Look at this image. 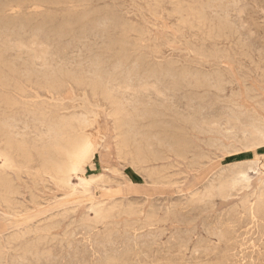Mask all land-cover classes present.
<instances>
[{
	"label": "rangeland",
	"instance_id": "1",
	"mask_svg": "<svg viewBox=\"0 0 264 264\" xmlns=\"http://www.w3.org/2000/svg\"><path fill=\"white\" fill-rule=\"evenodd\" d=\"M19 1L0 0L2 19L28 23L27 30L10 28L0 19V56L10 77L0 96H15L21 139L47 151L49 121L77 114L90 117L91 124L78 134L92 148L82 162L77 154H56L76 167L77 173L62 176L46 166L38 150L28 160L0 136V174L7 181H0V264H264V220L253 225L248 216V208L264 194V0ZM96 17L116 18H110L114 27L106 20L109 29L100 28ZM47 19L56 22L48 26ZM66 19L81 22L60 37L53 27ZM119 21H127L129 33H122ZM122 42L133 58L141 55L147 65L179 72L177 82L147 74L132 82L118 70L114 86L119 98L141 108L168 109L162 120L182 127L178 134L173 129L152 139L137 137L144 147L153 143L156 156L125 140L113 106L100 93L68 79L52 86L45 78L61 69L79 72L99 60L111 69L124 59ZM181 120H193L198 129ZM175 134L186 141L187 152L167 150ZM162 139L164 146L158 143Z\"/></svg>",
	"mask_w": 264,
	"mask_h": 264
},
{
	"label": "bare ground",
	"instance_id": "2",
	"mask_svg": "<svg viewBox=\"0 0 264 264\" xmlns=\"http://www.w3.org/2000/svg\"><path fill=\"white\" fill-rule=\"evenodd\" d=\"M3 1V0H2ZM42 0H40V2H41ZM43 1H45V2H47L48 0H43ZM42 1V2H43ZM53 1H55V0H53ZM79 1V0H78ZM101 1H104V0H101ZM101 1H99V2H101ZM8 2V1H7ZM16 1H14V3H15ZM20 1L18 0V3H19ZM44 2V3H45ZM49 2H50V0H49ZM57 2V1H56ZM4 3V2H3ZM79 3V2H78ZM81 3V2H80ZM103 3V2H102ZM26 4V3H25ZM53 4H54V2H53ZM2 5V4H1ZM52 5V4H51ZM44 6V5H43ZM59 6V5H58ZM105 6V5H104ZM110 6V5H109ZM2 7V6H1ZM102 7V6H101ZM111 7V6H110ZM124 7V6H123ZM85 8V7H84ZM105 9V8H104ZM107 9V8H106ZM115 9V8H114ZM112 11V10H111ZM2 13V12H1ZM92 13V12H91ZM3 14V13H2ZM54 14V13H53ZM73 14V13H72ZM123 14V13H122ZM87 15V14H86ZM92 15V14H91ZM204 15V14H203ZM32 16V15H31ZM35 16V15H34ZM69 16V15H68ZM97 16V15H96ZM12 17V16H11ZM22 17V16H21ZM55 17H59V16H55ZM6 18V17H5ZM20 18V17H19ZM71 18V17H70ZM99 18H101V17H99ZM99 18H97L96 17V19H99ZM103 18H105V17H103ZM107 19H99V20H97L96 21V23H97V25L98 26H101L100 28H103L104 29V26H106L108 23L107 22H112L113 20H111V19H114V17H109V20H108V17H106ZM111 18V19H110ZM0 19H2L1 17H0ZM20 19H22V18H20ZM24 19V18H23ZM39 19V18H38ZM37 19V20H38ZM62 19H64V18H62ZM82 19V18H81ZM116 19V18H115ZM114 19V20H115ZM2 20H4V19H2ZM2 20H0V21H2ZM28 21H30L29 19H27ZM56 20V19H55ZM54 19H50V20H48L47 19V24H45V25H52V24H55V21ZM77 21H75V20H67L66 19V21H62V23L61 22H59L60 24L57 26V27H53V30H55V34H57L58 36H60V37H62L63 35L65 36V34L68 32V30L72 27V26H75L77 23L79 24V22H81V21H79L78 19H76ZM82 20H84V19H82ZM106 20H108L107 22H106ZM206 20V19H205ZM229 20V19H228ZM42 21V20H41ZM40 21V22H41ZM59 21V20H58ZM86 21V20H85ZM95 21V20H94ZM252 21V20H251ZM4 22H6V25L8 24V26L10 27V28H12L11 26H14V27H18V28H21V29H26L27 27H26V25L28 24L27 22H25L24 20H16V19H8L7 18V20L5 21L4 20ZM3 22V23H4ZM84 22V21H83ZM82 22V23H83ZM92 22V21H91ZM120 23L118 24V26L120 27V29L122 30V33H124V34H127V33H129V31H130V28H131V26L130 25H128L126 22L125 23H122L121 24V22L122 21H119ZM1 23V22H0ZM2 23V24H3ZM33 23V22H32ZM35 23V22H34ZM50 23V24H49ZM88 24H89V22H87ZM86 23V24H87ZM93 23V22H92ZM113 23V27H114V22H112ZM117 23H118V21H117ZM1 24V25H2ZM31 24V23H30ZM29 24V25H30ZM40 24H42V27H43V23H40ZM87 24V25H88ZM227 24H228V22H227ZM5 24H3V26H4ZM33 25V24H32ZM31 25V26H32ZM83 25H85V24H83ZM83 25H81V26H83ZM86 25V26H87ZM96 25V24H95ZM96 25V26H97ZM109 25V24H108ZM107 25V27H108V29H109V26ZM112 25V24H111ZM257 25V24H256ZM35 26V25H34ZM33 26V27H34ZM41 26V25H40ZM39 26V27H40ZM77 26V25H76ZM225 26V25H224ZM227 26V25H226ZM36 27V26H35ZM119 27H116L117 29L119 28ZM0 28H2V27H0ZM32 28V27H31ZM38 28V27H37ZM55 28V29H54ZM75 28V27H74ZM77 28V27H76ZM78 28H79V26H78ZM83 28V27H82ZM85 28V27H84ZM97 27H95L94 28V30L96 29ZM3 29V28H2ZM40 29V28H39ZM38 29V30H39ZM47 29V26H46V28H45V30ZM51 29H52V27H51ZM81 29V28H80ZM86 29H87V27H86ZM99 28H97V30H98ZM115 29V28H114ZM10 30V29H9ZM15 30V29H14ZM16 30H17V28H16ZM27 30V29H26ZM42 29H40V31H41ZM73 30V29H72ZM78 31H79V29H77ZM105 30H106V28H105ZM113 30V29H112ZM133 30V29H132ZM131 30V31H132ZM220 30V29H219ZM7 31V30H6ZM22 31V30H21ZM37 31V30H36ZM39 31V32H40ZM47 31V30H46ZM46 31H44V32H46ZM82 31V30H81ZM83 31H84V29H83ZM89 31H90V29H89ZM96 31V30H95ZM103 31V30H102ZM101 31V32H102ZM107 31V30H106ZM9 32V31H8ZM13 32V31H12ZM26 32V31H25ZM42 32V31H41ZM85 32V31H84ZM94 32V31H93ZM99 32H100V30H99ZM3 33H4V31H3ZM43 33V32H42ZM54 33V31H52V34ZM77 33V32H76ZM83 33V32H82ZM86 33H87V31H86ZM91 33V31L89 32V34ZM95 33V32H94ZM105 33V32H104ZM101 34V35H104L105 36V34ZM13 34V33H12ZM39 34V33H38ZM45 34V33H44ZM51 34V33H50ZM49 34V35H50ZM54 34V35H55ZM69 34H70V31H69ZM88 34V33H87ZM87 34L86 35H84V34H82V35H84L85 37L87 36ZM91 34H93V33H91ZM6 35V34H5ZM46 35V34H45ZM48 35V34H47ZM74 35H76L75 33H74ZM99 35V34H98ZM68 36V35H67ZM70 36H71V34H70ZM73 36V35H72ZM90 36V35H89ZM6 37V36H5ZM18 37H20V35L18 36ZM45 37V36H44ZM88 37V36H87ZM95 37V36H94ZM69 38V37H68ZM91 38V37H90ZM102 38V37H101ZM104 38V37H103ZM106 38V37H105ZM112 38V37H111ZM114 38V37H113ZM61 39V38H60ZM64 39V38H63ZM115 39V38H114ZM83 40V39H82ZM3 41V40H2ZM66 41V40H65ZM71 41V40H70ZM113 41V40H112ZM68 42V41H67ZM87 42H89V41H87ZM86 42V43H87ZM91 42V41H90ZM97 42V41H96ZM101 42V41H100ZM104 42V41H103ZM102 42V43H103ZM117 42V41H116ZM79 43V42H78ZM81 43V42H80ZM85 43V42H84ZM107 43V42H106ZM113 44H114V42H112ZM1 44V43H0ZM104 44H105V42H104ZM103 44V45H104ZM121 44V43H120ZM131 45H132V43H130ZM117 45V44H116ZM134 45V44H133ZM6 46V45H5ZM9 46V45H8ZM115 46V45H114ZM125 46H126V48H127V43L126 42H122V47H123V50H124V52H125V55H123L122 57L125 59V65H124V63H122L123 61H124V59H123V61L122 62H117L118 64L116 65H114L113 66V68H107L106 67V65H105V62L103 61H100L99 59V57H98V59L97 60H99L98 62L96 61H93L92 62V64H91V66L87 69H82V70H80L79 72H76V71H72V70H68V69H61V70H59L58 72H54L53 71V73H51V74H49V75H46V80L48 81V83L50 84V85H52V86H56V85H60L62 82H64V80L65 79H68V80H71V81H73V82H75V83H77V84H85V85H87L88 87H90L94 92H96V93H100L103 97H104V99H106V100H108L109 102H110V104L113 106V108H114V116L115 117H117V119H118V121H119V128L121 129V133H123V135L122 136H124V138H125V140H128V139H131L130 140V142L131 141H133V143L135 144V147L138 149V150H140V152L142 151H144L143 149L145 148V150L147 149V151L148 152H154L153 150H155V148H156V146H155V144L153 145V146H155V148L154 147H152V145H149V144H153V143H149L148 145H147V143H146V145H145V147L143 146V141L142 142H137L138 140H137V137L139 136H143V137H145V136H150V135H156V134H160V133H168L169 131H171V130H173V131H175V129H176V131L174 132V133H177V131L179 132V130L182 128H179V127H175V126H173V122H172V125L170 124L171 122H167V121H163L162 120V117H164V116H166V114H165V112L166 113H168L169 111H168V109H167V111H165V112H163V111H160V110H162L161 109V107L159 108V106H158V108H159V110L157 109V108H155V107H150V106H146L145 108H141V106H139V105H137L138 103H136L135 101H130L129 99L128 100H123V99H121V98H119V96H117V90L115 89V82H117V74L118 73H120V72H122L123 74H124V76L126 75L128 78H127V80L128 79H132V78H134V76H136V79L138 78V77H143V75L145 74H147L149 77H152L153 79H157V80H162V79H166V78H169L168 80H170V79H172L173 81H176L177 80V74L179 73L177 70H175V68H173L172 66H161V65H159V66H154V65H147L146 64V60L147 59H145L143 56H137V58L135 57V58H133V56L131 55V54H129L128 52H127V49L125 50ZM4 47V46H3ZM105 47H107V46H105ZM129 47V46H128ZM141 47V46H140ZM9 48V47H8ZM83 48V47H82ZM85 48V47H84ZM13 49V48H12ZM77 49V48H76ZM101 49V48H100ZM93 50V52H94V49H92ZM11 51V50H10ZM80 52V51H79ZM122 52V51H121ZM10 53V52H9ZM73 53V52H72ZM81 53V52H80ZM123 53V52H122ZM82 54V53H81ZM97 54V53H96ZM92 55V54H91ZM94 55V54H93ZM98 55H99V53H98ZM97 55V56H98ZM59 56V55H58ZM61 57V56H60ZM71 57V56H70ZM101 57V56H100ZM121 57V58H122ZM75 58V57H74ZM81 58V57H80ZM82 59H84V58H82ZM93 60H94V58H93ZM96 60V59H95ZM199 60V59H198ZM64 61V60H63ZM83 61V60H82ZM86 61V60H85ZM112 61V60H111ZM119 61H120V59H119ZM110 62V61H109ZM26 63V62H25ZM65 64V63H64ZM71 64H72V62H71ZM89 64V63H88ZM216 64H218V63H216ZM12 65V64H11ZM13 65H14V63H13ZM16 65V64H15ZM26 65V64H25ZM79 65V64H78ZM90 65V64H89ZM127 65H130V66H128L127 67ZM259 65V64H258ZM3 66H5L4 65V61H3V57L1 58V56H0V89H1V87H3L4 85H5V87H6V82H9L10 81V77H9V74L7 73V72H5V69L3 68ZM32 66V65H31ZM75 66V65H74ZM82 66V65H81ZM80 66V67H81ZM9 67H11L10 65H9ZM8 67V68H9ZM15 67V66H14ZM65 67V66H64ZM256 67V66H255ZM16 68V67H15ZM36 68V67H35ZM48 68V67H47ZM59 68V67H58ZM69 68H70V66H69ZM78 68V67H77ZM42 69V68H41ZM56 69V68H55ZM8 70H10L11 72H14L16 75H17V73H18V71L16 70V69H8ZM43 70H44V68H43ZM48 70H49V68H48ZM120 72H119V71ZM29 71H31V70H29ZM28 71V72H29ZM36 71V70H35ZM190 71V70H189ZM48 72V71H47ZM30 73V72H29ZM29 73H28V75H29ZM42 73V72H41ZM121 73V74H122ZM183 73H186V72H183ZM20 74V73H19ZM18 74V75H19ZM31 74H34V73H31ZM30 74V75H31ZM38 74V73H37ZM121 74H120V76H121ZM122 74V75H123ZM189 74V73H188ZM193 73H191V75H192ZM195 74H197V73H195ZM36 75V74H35ZM39 75H40V73H39ZM38 75V76H39ZM144 75V76H145ZM146 75V76H147ZM179 75H181V73L179 74ZM183 75V74H182ZM185 75V74H184ZM186 75H187V73H186ZM190 75V76H191ZM201 75H204V74H201ZM200 75V76H201ZM215 75V74H214ZM41 76V75H40ZM43 76V75H42ZM189 76V77H190ZM194 76V75H193ZM195 76H197V75H195ZM198 76H199V73H198ZM180 77V76H179ZM188 77V79H190ZM204 77V76H203ZM205 77H206V75H205ZM210 77V76H209ZM222 77V76H221ZM182 79H178V80H181V81H183V77H181ZM187 78V77H186ZM202 78V77H201ZM26 79V78H25ZM126 79V78H125ZM135 79V80H136ZM145 79V78H144ZM143 79V80H144ZM185 79V78H184ZM188 79H187V82H188ZM191 79H193V81H194V79H197L198 80V78H191ZM211 79V78H210ZM213 79V78H212ZM219 79V78H218ZM134 80V81H135ZM137 80H139V79H137ZM142 79L141 80H139V81H143ZM167 80V79H166ZM171 80V81H172ZM209 80V78L206 80V81H208ZM38 81V80H37ZM122 81V80H121ZM124 81H126V80H124ZM132 81V80H131ZM146 81V80H145ZM180 81V82H181ZM185 81V80H184ZM201 81V80H200ZM215 80H213V82H214ZM36 82V81H35ZM133 82V81H132ZM149 82V81H148ZM162 82V81H161ZM177 82V81H176ZM189 82H190V80H189ZM194 82H196V80L194 81ZM198 82V81H197ZM196 82V83H197ZM203 82V81H202ZM205 82V81H204ZM217 82V81H216ZM220 81L218 80V83H219ZM16 83V82H15ZM191 83V82H190ZM200 83V82H199ZM223 83V82H222ZM221 83V84H222ZM225 83H226V81H225ZM12 84V83H11ZM133 84V83H132ZM174 84H176L177 85V83H174ZM178 84H179V81H178ZM182 84V83H181ZM202 84V83H201ZM204 84V83H203ZM207 84V83H206ZM205 84V85H206ZM212 84V83H211ZM220 84V85H221ZM8 85V84H7ZM17 85H18V83H17ZM62 85V84H61ZM164 85V84H163ZM175 85V86H176ZM180 85V84H179ZM198 85V84H197ZM215 85V84H214ZM213 84H212V86H214ZM219 85V84H218ZM225 85V84H224ZM16 86V85H15ZM178 86V85H177ZM201 86V85H200ZM216 87H217V84H216ZM181 88V87H180ZM183 88V87H182ZM191 88V87H190ZM193 88V87H192ZM220 89V88H222V86H219V87H217V89ZM184 89V88H183ZM182 89V90H183ZM187 89V88H186ZM194 89V88H193ZM196 89H197V87H196ZM179 90H181V89H179ZM224 90H225V88H224ZM187 91V90H186ZM222 91V90H221ZM255 91V90H254ZM189 93V92H188ZM22 94V93H21ZM186 94V93H185ZM194 94V93H193ZM188 95V94H187ZM200 95V94H199ZM149 96V95H148ZM185 96V95H184ZM188 100H190V99H188ZM193 100V99H192ZM196 100V99H195ZM221 100V99H220ZM150 101V100H149ZM173 101V100H172ZM199 101V100H198ZM191 102V101H190ZM195 102V101H194ZM200 102H202V101H200ZM187 103V102H186ZM196 103V102H195ZM3 104V106H1ZM148 104V103H147ZM150 104H151V102H150ZM150 104H148V105H150ZM155 104V103H154ZM159 103H157V105H158ZM193 104V103H192ZM235 104V103H234ZM141 105V104H140ZM165 105V104H164ZM16 106H17V101H16V99H15V96H11V97H3L2 98V96H0V108H2V107H4L3 108V112L2 111H0V136H2L3 138H2V140L4 139V137L5 138H7V146L10 148V149H13L14 151H16V152H19V153H23V154H21V155H25L27 158H28V160L29 159H31L32 158V150L34 149V151L35 150H38V148L37 149H35V147H30L29 146V144L27 143V142H25L23 139H21V135H20V132L17 130V122L19 121V119H18V115H17V108H16ZM163 106V105H162ZM196 107V106H195ZM163 108V107H162ZM172 108V107H171ZM201 108V107H200ZM236 108V107H235ZM240 108V107H239ZM163 109H165V108H163ZM205 111V110H204ZM172 112V111H171ZM203 112V111H202ZM210 112H211V110H210ZM172 113H174V112H172ZM207 113V112H206ZM205 113V114H206ZM88 114V113H87ZM169 114V113H168ZM242 115V114H241ZM177 117H179V116H177ZM90 117H87V116H84V115H77V114H73V115H71V116H69V117H62V118H60V119H58V120H54V121H49V125H48V128H47V130H46V134H45V137L47 138V142L48 143H50L51 144V146L50 147H48L46 150L47 151H42V152H40L39 150V153L41 154V156H43V157H46V159L44 160L43 158V160L45 161V163H46V166L49 168V169H51L53 172H54V174H56V173H58V174H63V175H66L65 173H67V172H71V171H75L76 170V167H73V165L72 164H70L68 161H64V160H59V156H56V154L57 155H60V156H64V157H66L67 155H69V154H77V156L79 157V159H80V161L82 162V160H84V159H86L89 155H90V153H91V148H92V146H91V144L88 142V141H86L85 140V136L83 137V136H81L80 134H78V130L79 129H84L85 130V128L87 127V126H89V124H91V122H90V119H89ZM165 118V117H164ZM181 118H183V117H181ZM191 118V117H190ZM43 119H45V118H43ZM153 120L154 122L152 123H148L147 125L145 124V122H147V121H149V120ZM188 119H189V117H188ZM173 120V119H172ZM184 120V119H183ZM183 120H181L182 121V123H184L183 122ZM185 120H186V118H185ZM262 120V119H261ZM188 121H190L191 123H192V125H194V129L193 130H195L196 128H195V126L197 125L196 124V122H194L193 120V122L191 121V120H187V122ZM43 122H45V120L43 121ZM190 122H188V123H190ZM198 122V121H197ZM188 123H184V124H188ZM190 123V124H191ZM20 124H22V123H20ZM27 124V123H26ZM176 124V123H175ZM174 124V125H175ZM190 124H189V126H190ZM260 124H261V122H260ZM191 125V126H192ZM179 126V125H178ZM27 127V126H26ZM117 127V126H116ZM192 128H193V126H192ZM198 129V128H197ZM264 129V128H263ZM183 130V129H182ZM181 131V130H180ZM186 131V130H185ZM199 131V130H198ZM202 131H203V129H202ZM204 132V131H203ZM213 132V131H212ZM215 132V131H214ZM183 133V132H182ZM200 133H201V131H200ZM206 133V132H205ZM219 133V132H218ZM168 134H170V133H168ZM173 134V133H172ZM178 134V133H177ZM187 134V133H186ZM203 134V133H202ZM207 134V133H206ZM212 134V133H211ZM180 135V134H179ZM182 135V134H181ZM180 135V136H181ZM208 135V134H207ZM210 135V134H209ZM162 136H163V134H162ZM170 136V135H169ZM173 136H176L177 138H174V137H172V139H171V141H170V144L168 145V148H167V150H170V151H172L173 152V149L175 148V150H177V148L179 149V148H181V150L179 151V153L181 154L182 152H183V150L182 149H184L185 150V148H183L184 146H182V144L184 143V141L185 140H183V141H181V140H179L180 138H178V136L175 134V135H173ZM262 136V135H261ZM138 137V138H139ZM142 137V138H143ZM168 136H166V138H167ZM42 138V137H41ZM86 138H88V137H86ZM123 138V137H122ZM150 138H151V136H150ZM159 138V137H158ZM157 138V139H158ZM164 138H165V136H164ZM166 138H165V140H166ZM145 139V138H144ZM149 139V138H148ZM152 139V138H151ZM155 139H156V137H155ZM161 139V138H160ZM159 139V140H160ZM169 139L170 138H168L167 140L169 141ZM264 139V138H263ZM262 139V140H263ZM1 140V139H0ZM39 140V139H38ZM88 140H89V138H88ZM123 141H124V139H122ZM146 140V139H145ZM158 140V143H159V145H166V143L165 144H163L164 142L163 141H165V140H163L162 139V141H159ZM40 141V140H39ZM122 141V143L124 144V142ZM214 141V140H213ZM215 141H217V140H215ZM44 142V141H43ZM42 142V143H43ZM152 142H153V140H152ZM183 142V143H182ZM186 142V141H185ZM211 142V141H210ZM145 143V142H144ZM216 143V142H215ZM261 143V142H260ZM38 144V143H37ZM40 144V143H39ZM38 144V145H39ZM122 144V145H123ZM127 144H129V143H127ZM133 144V145H134ZM168 144V143H167ZM186 145H188L187 143H185ZM184 144V145H185ZM208 144V143H207ZM214 144V143H213ZM41 145V144H40ZM211 145V144H210ZM260 145V144H259ZM45 146V145H44ZM129 146V145H128ZM131 146V145H130ZM190 147H191V145H189ZM143 147V148H142ZM160 147V146H159ZM158 147V148H159ZM189 147V148H190ZM257 147V146H256ZM125 148V147H124ZM154 148V149H153ZM157 148V149H158ZM164 149H166L165 147H163ZM169 148H172V149H169ZM188 148V149H189ZM224 148V147H223ZM234 148V147H233ZM244 148H246V146L244 147ZM253 148V147H252ZM193 149V148H192ZM13 150H11V151H13ZM187 150V149H186ZM185 150V151H186ZM191 150V149H190ZM158 151H160L161 152V154H162V151L161 150H158ZM169 151V153H171ZM182 151V152H181ZM188 151V150H187ZM186 151V152H187ZM195 151V150H194ZM197 151V150H196ZM234 151V150H233ZM147 152V153H148ZM155 152H156V150H155ZM154 152V153H155ZM167 152V151H166ZM185 152V153H186ZM151 153V154H152ZM154 153H153V155H154ZM159 153V152H158ZM178 153V154H179ZM184 153V152H183ZM40 154H38L37 153V155L38 156H40ZM143 154V153H142ZM156 154L157 153H155V156H156ZM178 154H176V155H178ZM201 154V153H200ZM146 154H144V157L145 158H147L150 154H148V156L146 157L145 156ZM159 155V154H158ZM192 155H194V157H195V154H192ZM40 156V157H41ZM71 156V155H70ZM138 156H139V154H138ZM143 156V155H142ZM159 156H161V155H159ZM91 157V156H90ZM141 157V156H140ZM150 157V156H149ZM178 157V156H177ZM184 157H186V156H184ZM61 158V157H60ZM67 158V157H66ZM142 158V157H141ZM144 158V161L146 162V159ZM152 158H155V157H152ZM160 158V157H159ZM158 158V159H159ZM162 158V157H161ZM151 159V158H150ZM193 159V158H192ZM248 159V158H247ZM156 160V159H155ZM199 160V159H198ZM143 161V160H142ZM143 161V162H144ZM158 161V160H157ZM160 161H162V160H160ZM243 161V160H242ZM250 161V160H249ZM148 162H150V161H148ZM156 161H154L153 163H155ZM83 164V163H82ZM194 164V163H193ZM45 165V164H44ZM84 165V164H83ZM247 166V165H246ZM44 167V166H43ZM47 167H46V169H47ZM234 167V166H233ZM228 168V167H227ZM77 170H78V168H77ZM81 170V169H80ZM158 170H160V169H158ZM51 171V172H52ZM79 171V170H78ZM163 171V170H162ZM223 171V170H222ZM252 171V170H251ZM76 172V171H75ZM50 173V172H49ZM77 173V172H76ZM224 173L225 172H223L222 174L224 175ZM69 174V173H68ZM67 174V175H68ZM72 174V173H71ZM155 174V173H154ZM220 174V173H219ZM62 175V176H63ZM227 175V174H226ZM151 176V175H150ZM228 176V175H227ZM4 178V180H5V177H2L1 176V174H0V181H3L2 179ZM63 178V177H62ZM61 178V179H62ZM214 179H215V177H213ZM213 178H211V179H213ZM220 178V177H219ZM222 178V177H221ZM64 179V178H63ZM68 179V178H67ZM213 179V180H214ZM213 180H212V182H213ZM216 180V179H215ZM219 180V179H218ZM13 181V180H12ZM65 181V180H64ZM63 181V182H64ZM69 181V180H68ZM220 181V180H219ZM4 182V181H3ZM2 182V183H3ZM7 182V181H6ZM6 182H4V183H6ZM1 183V182H0ZM8 183H10V182H8ZM8 183H7V185H8ZM64 183H70V182H64ZM209 184H210V182H209ZM215 184V183H214ZM214 184H212V185H214ZM5 185V184H4ZM15 185V184H14ZM2 186H3V184H2ZM10 186V185H9ZM206 186V185H205ZM209 186V185H208ZM207 186V187H208ZM4 187V186H3ZM17 187V186H16ZM15 187V188H16ZM210 187V186H209ZM6 188H7V186H6ZM218 188H219V186H218ZM9 188H7V190H8ZM206 189V188H205ZM210 189H211V187H210ZM207 190H209V189H207ZM9 191V190H8ZM7 191V192H8ZM12 191V190H11ZM203 192H205V191H203ZM202 192V193H203ZM207 192V191H206ZM205 192V193H206ZM210 193L212 192V190L211 191H209ZM11 193V192H10ZM20 193V192H19ZM213 193H215V192H213ZM17 194H18V192H17ZM197 194V193H196ZM16 195V194H15ZM212 196V195H211ZM209 197H210V194H209ZM213 198V197H212ZM211 198V199H212ZM257 198V197H256ZM204 199V198H203ZM215 199V198H214ZM198 200V199H197ZM246 200V199H245ZM5 201V200H4ZM203 201V200H202ZM212 201V200H211ZM186 202V201H185ZM247 202V201H246ZM10 203V202H9ZM16 203V202H15ZM182 203V202H181ZM203 203V202H202ZM194 204V203H193ZM10 205V204H9ZM212 205V204H211ZM212 207V206H211ZM208 208V207H207ZM248 208V207H247ZM201 209V208H200ZM99 210V209H98ZM100 212V211H99ZM98 213V212H97ZM139 213V212H138ZM246 213V212H245ZM244 213V214H245ZM248 213H249V218H250V220H251V223H253V225H255L256 223H259V221L260 220H264V194H262L259 198H258V200L254 203V204H252L249 208H248ZM237 214V213H236ZM200 215V214H199ZM107 216V215H106ZM137 216V215H136ZM235 217V216H234ZM154 219V218H153ZM165 219V218H164ZM164 219H162V220H164ZM222 219V218H221ZM233 219V218H232ZM175 220V219H174ZM187 220V219H186ZM230 220V219H229ZM234 220V219H233ZM154 221V220H153ZM165 221V220H164ZM221 221V220H220ZM229 223V222H228ZM227 223V224H228ZM136 224V223H135ZM138 224V223H137ZM157 224V223H156ZM215 224V223H214ZM234 224H237V223H233V225ZM62 225V224H61ZM115 225V224H114ZM120 225V224H119ZM239 225V224H238ZM251 226V225H250ZM257 226H258V224H257ZM229 227H231V226H229ZM234 227V226H233ZM252 228H250V229H253V227L254 226H251ZM106 228V227H105ZM134 228V227H133ZM232 228V227H231ZM234 228H236V227H234ZM242 228V227H241ZM247 228V227H246ZM257 228V227H256ZM228 229V228H227ZM226 229V230H227ZM238 229V227L236 228V230ZM255 229V228H254ZM260 229V228H259ZM48 230V229H47ZM222 230V229H221ZM232 230H234L233 228H232ZM166 231V230H165ZM255 231V230H254ZM70 232V231H69ZM100 232V231H99ZM149 232V231H148ZM235 232H237V231H235ZM235 232H233V233H235ZM248 232H249V229H248ZM251 232V231H250ZM249 232V233H250ZM163 233V232H162ZM192 233V232H191ZM247 232H245V234H246ZM248 233V234H249ZM69 234V233H68ZM121 234V233H120ZM179 234H181V233H179ZM187 234V233H186ZM236 234V233H235ZM254 234V233H253ZM31 235V234H30ZM65 235V234H64ZM240 235V234H239ZM239 235H238V237H239ZM242 236H244L243 234H241ZM250 235V234H249ZM252 235V234H251ZM262 235V234H261ZM151 236V235H150ZM187 236V235H186ZM185 236V237H186ZM237 236V235H236ZM235 236V237H236ZM241 236V238H243ZM60 237V236H59ZM67 237V236H66ZM154 237V236H153ZM237 237V238H238ZM253 237V236H252ZM264 237V236H263ZM114 238V237H113ZM261 238V237H260ZM156 239V238H155ZM189 239H192V238H189ZM188 239V240H189ZM236 239V238H235ZM248 239H249V236H248ZM58 240V238L56 239V241ZM62 240V239H61ZM65 240V239H64ZM63 240V241H64ZM91 240V239H90ZM232 240V239H231ZM237 240V239H236ZM54 241V240H53ZM122 241V240H121ZM182 241V240H181ZM204 241V240H203ZM238 241V240H237ZM85 242V241H84ZM87 242H89V241H87ZM112 242V241H111ZM167 242V241H166ZM169 242V241H168ZM178 242H180V241H178ZM189 242V241H188ZM50 243V242H49ZM130 243V242H129ZM228 243V242H227ZM51 244V243H50ZM77 244V243H76ZM88 244V243H87ZM90 244V243H89ZM97 244V243H96ZM117 244V243H116ZM236 244V243H235ZM238 244H239V242H238ZM114 245V244H113ZM147 245V244H146ZM247 245V244H246ZM71 246V245H70ZM69 246V247H70ZM141 246V245H140ZM148 246H150V245H148ZM156 246V245H155ZM197 246V245H196ZM238 246V245H237ZM255 246V245H254ZM162 247V246H161ZM228 247V246H227ZM233 247H234V245H233ZM132 248V247H131ZM136 249V248H135ZM234 249V248H233ZM75 250V249H74ZM11 251H13V250H11ZM232 251H234V250H232ZM127 252V251H126ZM159 252V251H158ZM162 252V251H161ZM224 252V251H223ZM229 252V251H228ZM256 252V251H255ZM118 253V252H117ZM239 253V252H238ZM251 253V252H250ZM113 254V253H112ZM147 254V253H146ZM226 254H228V253H226ZM37 255V254H36ZM63 255V254H62ZM263 255V254H262ZM25 256V255H24ZM71 256V255H70ZM156 256V255H155ZM219 256V255H218ZM2 257V256H1ZM15 257V256H14ZM38 257V256H37ZM79 257V256H78ZM105 257V256H104ZM110 257V256H109ZM222 257H224V256H222ZM221 257V258H222ZM240 257V256H239ZM145 259V258H144ZM151 259V258H150ZM157 259H158V257H157ZM170 259V258H169ZM77 260V259H76ZM103 260V259H102ZM160 261V260H159ZM187 261V260H186ZM226 261V260H225ZM234 261V260H233ZM87 262V261H86ZM147 262V261H146ZM174 262V261H173ZM241 262V261H240ZM144 263V262H143ZM216 263H218V262H216ZM228 263V262H227ZM239 263V262H238ZM175 264V263H174ZM196 264V263H195ZM213 264V263H212ZM225 264H226V262H225ZM259 264V263H258Z\"/></svg>",
	"mask_w": 264,
	"mask_h": 264
}]
</instances>
